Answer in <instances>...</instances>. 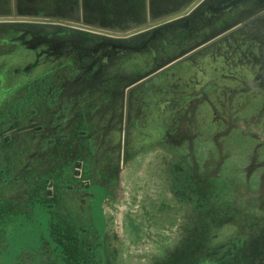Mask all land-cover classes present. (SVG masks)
I'll use <instances>...</instances> for the list:
<instances>
[{"label": "rangeland", "instance_id": "rangeland-1", "mask_svg": "<svg viewBox=\"0 0 264 264\" xmlns=\"http://www.w3.org/2000/svg\"><path fill=\"white\" fill-rule=\"evenodd\" d=\"M17 235L11 264H264V0H0V263Z\"/></svg>", "mask_w": 264, "mask_h": 264}, {"label": "trees", "instance_id": "trees-1", "mask_svg": "<svg viewBox=\"0 0 264 264\" xmlns=\"http://www.w3.org/2000/svg\"><path fill=\"white\" fill-rule=\"evenodd\" d=\"M100 191H101V193H99L98 196L100 198L102 196L104 197L105 196L104 189H100ZM37 214H38L37 218H38L39 222L41 223V227L40 228L46 229L48 227V222H49V219H50L49 213L46 212L43 209H40V210H38ZM102 230H103V228L101 229V232H102ZM38 232H39V230L36 231L35 234L37 233V235H38ZM29 233H30V231L27 232L26 234H29ZM21 240L22 239L18 235L14 236V238L12 240L13 242L11 243V246H10L11 251L12 250L13 251H12V253L9 256L6 257V261L3 262V263H0V264H11V262L13 261V257L15 255V253H17L18 250L20 248H22V247H24L27 250H30V249L35 248V247H38L37 244L39 243V239H35L33 241H29L28 240L27 243H25L23 240L22 241Z\"/></svg>", "mask_w": 264, "mask_h": 264}, {"label": "water", "instance_id": "water-1", "mask_svg": "<svg viewBox=\"0 0 264 264\" xmlns=\"http://www.w3.org/2000/svg\"><path fill=\"white\" fill-rule=\"evenodd\" d=\"M18 22L20 23H35L38 24L42 27H45L47 25H51V26H60L65 24L66 22L64 21H50V20H42V19H33V18H27V19H20L18 20ZM92 32H95L92 30ZM81 166V162H78V167ZM79 171V169H78Z\"/></svg>", "mask_w": 264, "mask_h": 264}, {"label": "crops", "instance_id": "crops-1", "mask_svg": "<svg viewBox=\"0 0 264 264\" xmlns=\"http://www.w3.org/2000/svg\"><path fill=\"white\" fill-rule=\"evenodd\" d=\"M102 220H103V221H102V226H105V228L102 227V228H103L102 232H103V231L106 230V228H108L109 217H106L105 219L103 218ZM104 229H105V230H104ZM104 235H106V234H104Z\"/></svg>", "mask_w": 264, "mask_h": 264}]
</instances>
